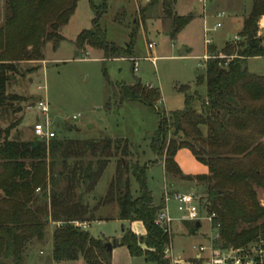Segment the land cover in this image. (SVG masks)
Instances as JSON below:
<instances>
[{
    "label": "trees",
    "instance_id": "1",
    "mask_svg": "<svg viewBox=\"0 0 264 264\" xmlns=\"http://www.w3.org/2000/svg\"><path fill=\"white\" fill-rule=\"evenodd\" d=\"M4 1L0 120L15 115L23 101L7 90L16 76L22 78L30 71L21 69L20 64L43 60L42 47L47 42L57 49L63 41L59 29L68 23L79 0ZM162 3L164 15L170 19L168 35L172 39L193 18L189 14L171 15L172 3ZM261 19L264 0H252L238 32L239 40L225 42L219 51L214 46L206 47L205 74L195 79V84L206 85L205 99H200L197 109L185 94L182 109L168 114L158 110L157 136L150 144L156 162L162 159L166 176L195 182L201 188V199L205 200L206 211L214 213L213 224L225 247L264 237V206L257 198L259 189L264 192V75H255L246 66L249 58L264 57V36L258 33ZM134 33L121 50L107 43L95 23L93 30H82L77 35L75 45L98 48L104 59L131 56ZM107 82L118 89L122 100L155 108L160 99L158 88L152 86ZM19 121L13 119L0 129V264H6L5 260L23 264L25 249L31 241L44 239L49 223L54 224L53 261L82 258L86 264H111L112 252L104 246L106 239L91 236L75 223L94 222L99 209L112 205L117 211L115 219L124 223L140 221L145 230V236L139 237L124 227L119 244L132 257H143L144 264H170L163 250L170 235L155 225L162 203L155 205L145 184L146 166L138 165L127 140H58L56 132L48 142L10 138ZM181 149L190 151L207 172L183 175L175 160ZM112 158H116L115 173L107 192L91 206L84 198L90 197ZM131 178L139 186L137 196L132 195ZM195 223L186 222L192 233L199 229Z\"/></svg>",
    "mask_w": 264,
    "mask_h": 264
},
{
    "label": "rangeland",
    "instance_id": "2",
    "mask_svg": "<svg viewBox=\"0 0 264 264\" xmlns=\"http://www.w3.org/2000/svg\"><path fill=\"white\" fill-rule=\"evenodd\" d=\"M172 1L168 0L169 3ZM219 1L206 0L203 9V4L197 0H175L179 14L196 15L176 38L171 39L164 28L170 19L164 15L163 0H79L68 23L59 29L63 41L57 49H53L52 43L47 42L42 47L43 60L20 64L21 69L30 71L22 78L16 76L9 82L7 90L23 98L19 103L21 110L18 111V107L17 113L10 119L0 120V129H4L13 119L20 118V124L11 130L10 138L19 137L26 141L36 139L31 128L44 118L36 104L46 100L49 105L48 118L58 140L102 137L127 140L138 165L146 166L145 184L153 200L158 206L162 203L161 208L165 207V212L172 219L168 227V246L176 260L192 259V244L196 239L203 240V235L210 232L204 221L197 231L190 232L186 222L179 220L180 213L172 194L177 191L189 192L193 186L195 194L202 196V191L197 183L177 178L170 184L164 168L155 165L162 162V159L156 162L150 144L157 136L158 110L168 114L182 109L185 94L189 95L196 108L200 105V99H205L206 85L195 84V79L205 74L204 62L205 57H208L206 47L214 46L219 51L225 42L238 36L241 17H227L226 13L225 17L217 18L223 12L220 10L222 1ZM241 1L245 10L250 8L251 0ZM171 9V15L175 14L173 3ZM5 12V1L0 0V26L3 25ZM202 12L205 19L201 17ZM97 13L100 15L96 16ZM95 23L107 43L121 50L129 44L134 31L131 56L104 59L103 51L98 48H77V35L82 30H93ZM217 23L221 25L219 28H215ZM205 28L209 32H204ZM258 33L264 36L263 21L259 22ZM206 37L211 38V42L205 45ZM148 44H152L153 48L149 49ZM130 57L135 60L134 63ZM246 66L249 72L262 75L264 57L249 58ZM107 80L113 84L126 85L140 82L158 88L160 99L155 108L143 102L122 100L118 89L111 87ZM175 160L184 175L207 172V168L186 149L178 150ZM115 163L116 158H112L95 185L91 198H84L91 206L96 204V198L106 194L115 173ZM130 185L132 195L137 196L139 186L133 178L130 179ZM166 192L168 194L164 196ZM257 198L264 206V192L260 189ZM201 205L206 209L205 200L201 199ZM116 212L114 205L99 209L97 217L103 220L97 218L88 223L89 234L105 238L107 242L121 238V223L115 219ZM53 229L52 223L47 224L44 239L29 243L23 253L22 263L86 264L82 258L63 262L52 260ZM131 231L140 237L145 235L140 221L132 223ZM111 252V264H144L143 257H132L120 244L113 247ZM5 263L11 264V261L5 260Z\"/></svg>",
    "mask_w": 264,
    "mask_h": 264
},
{
    "label": "built area",
    "instance_id": "3",
    "mask_svg": "<svg viewBox=\"0 0 264 264\" xmlns=\"http://www.w3.org/2000/svg\"><path fill=\"white\" fill-rule=\"evenodd\" d=\"M205 3L206 0H199ZM224 15H217V18H221ZM221 25L217 23L215 28H219ZM209 32L207 28L204 32ZM206 35V34H205ZM234 41L239 40V36L233 39ZM211 42V38L206 37L205 45ZM148 48H153L152 44H148ZM207 57H205L206 60ZM132 62L134 60L131 58ZM37 109L40 114L44 117L42 122H37L31 128L35 138L39 140L45 139L49 141L55 135L53 130L52 122L48 118L49 105L46 100L37 102ZM166 189V188H165ZM39 192V189L36 190ZM167 192L164 196H167ZM173 199L176 201L177 211L180 213V221L194 223L199 222L201 227L204 221L207 224L210 233L203 235V240L196 239L192 244L191 249L194 252L192 259H174L172 257V250L169 246H166L164 250L165 257L170 260V264H264V237L258 236L241 246L228 247L222 246L220 242V236L217 232V226L213 224L214 213H208L203 205H201V196L193 192H175L172 194ZM164 202L165 198H164ZM165 207L158 211L155 219V225L164 228L168 232V227L172 223L171 217L165 212ZM76 227H80L87 231V222H76ZM170 243V242H169Z\"/></svg>",
    "mask_w": 264,
    "mask_h": 264
},
{
    "label": "crops",
    "instance_id": "4",
    "mask_svg": "<svg viewBox=\"0 0 264 264\" xmlns=\"http://www.w3.org/2000/svg\"><path fill=\"white\" fill-rule=\"evenodd\" d=\"M197 1H199V0H197ZM219 1V0H218ZM222 2H221V4H222V6L220 7V10H223V12H224V15L222 16V17H225V15H226V13H227V17H230L231 15H239V17H241V26H242V23H243V20H244V18H245V16L248 14V12L250 11V9H251V6H250V8L249 9H247V10H245V8H244V5H242V1L241 0H221ZM200 2V1H199ZM220 2V1H219ZM172 3H173V5H174V12H175V14L176 15H178V16H188V14L189 15H191L192 16V18L196 15V13H194V14H192V13H188L187 15H182V14H179L178 13V11L176 10V2H175V0L174 1H172ZM201 4H203L202 2H200ZM205 4V3H204ZM251 5H252V0H251ZM203 6V9L205 8L204 7V5H202ZM201 17L202 18H204L205 16H204V13L202 12V15H201ZM205 19V18H204ZM260 21H263L264 22V19H261ZM259 21V22H260ZM187 27V26H186ZM164 28H165V31L167 32V34L169 33V31H170V23L169 24H167V26H166V24L164 25ZM185 28V27H184ZM183 28V29H184ZM183 29L181 30V31H183ZM180 31V32H181ZM180 32H178L177 34H176V36L174 37V38H176L177 36H178V34L180 33ZM173 38V39H174ZM132 58V57H131ZM130 58V59H131ZM148 59H152V57H147ZM154 59V58H153ZM134 60V59H133ZM134 62H135V60H134ZM262 75H264V74H262ZM140 83V82H139ZM147 86H149V85H147ZM196 108V107H195ZM199 108V107H198ZM197 108V109H198ZM199 111V110H198ZM176 158V157H175ZM177 162V161H176ZM155 165H161L162 166V168H163V164H162V162L161 161H159V162H157ZM184 175V174H183ZM173 181H176V179H171L170 178V184H173L174 182ZM195 190V188H194V186L193 187H190L189 188V192H193ZM154 201V200H153ZM154 203H155V205H157L156 204V202L154 201ZM158 206V205H157ZM116 220H118V219H116ZM98 222H102V221H98ZM118 222H120L121 223V235H122V232H123V229H124V227L125 228H129L130 230H131V226H132V223L134 222H128V223H124V222H121L120 220H118ZM53 224V223H52ZM54 225V224H53ZM134 233V232H133ZM135 234V233H134ZM144 234H145V232H144ZM135 235H137V234H135ZM138 236V235H137ZM145 236V235H144ZM122 237V236H121ZM140 237V236H139ZM119 240H120V238H119ZM119 245V244H118ZM113 249V248H112ZM112 251V250H111Z\"/></svg>",
    "mask_w": 264,
    "mask_h": 264
},
{
    "label": "water",
    "instance_id": "5",
    "mask_svg": "<svg viewBox=\"0 0 264 264\" xmlns=\"http://www.w3.org/2000/svg\"><path fill=\"white\" fill-rule=\"evenodd\" d=\"M20 110H21V108L19 107L18 111H20ZM199 150L204 151L202 148H199ZM195 226L198 228L200 226V223L196 222ZM118 244H119V239L115 238V239L112 240V242H106L104 246H105L107 251H111L112 248L116 247Z\"/></svg>",
    "mask_w": 264,
    "mask_h": 264
}]
</instances>
